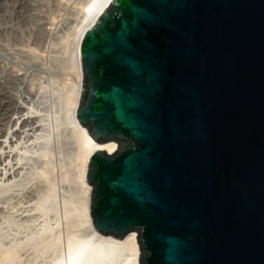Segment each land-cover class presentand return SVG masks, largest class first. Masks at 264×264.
<instances>
[{"label":"water","instance_id":"water-1","mask_svg":"<svg viewBox=\"0 0 264 264\" xmlns=\"http://www.w3.org/2000/svg\"><path fill=\"white\" fill-rule=\"evenodd\" d=\"M93 227L139 264H264V0H111L79 43Z\"/></svg>","mask_w":264,"mask_h":264},{"label":"rangeland","instance_id":"rangeland-1","mask_svg":"<svg viewBox=\"0 0 264 264\" xmlns=\"http://www.w3.org/2000/svg\"><path fill=\"white\" fill-rule=\"evenodd\" d=\"M60 2L62 4L58 0H0V102L2 100L6 110L0 108V174L9 169L12 173L9 178L0 175V211L14 212L15 219L29 214L26 207L32 201L28 196L37 182L32 180V175L43 161L41 154L47 151L58 170L69 166L75 156L76 149H73L77 145L73 142L76 140L64 124V97L72 89L64 51L81 0ZM27 117H31L28 119L31 124L21 129V120ZM11 206L13 209H9ZM0 220L1 223L4 219L0 217ZM7 225L0 224L1 234L6 233L7 237L11 232L6 241L14 234L21 238L27 236L26 231L18 234ZM5 226L9 227H6L9 232ZM31 250L24 252L23 259L32 254Z\"/></svg>","mask_w":264,"mask_h":264},{"label":"bare ground","instance_id":"bare-ground-1","mask_svg":"<svg viewBox=\"0 0 264 264\" xmlns=\"http://www.w3.org/2000/svg\"><path fill=\"white\" fill-rule=\"evenodd\" d=\"M110 1L81 0V8H78L79 10L76 12L77 20L69 33V40L65 46L66 51L64 52L67 55H65L64 64L67 62L65 67L71 75L72 89L64 97L65 114H63L65 115V128L71 131L69 134H72L74 136L72 139L75 138L76 140L75 143L73 142L74 145H77L73 149H76L75 156L72 158L73 160L71 159L72 163L69 166L65 165L61 168L62 170H58L59 168L55 167L54 160H51L49 153L43 151L44 153L41 154L43 161L41 160L39 168L34 170L32 175V180L34 182L37 180L36 186L33 183L35 188L29 196L27 195L29 201H32L31 205L26 207L29 212L27 217L15 219L14 212L10 213L4 209L0 211V217L4 219L3 222L6 225L9 223L7 226L10 227V230L17 231L18 234L24 230V234L25 231L27 234L26 237L22 235L24 238L12 234L14 238H9L10 240L6 241L7 237H11V232L7 233L9 236L6 237L4 236L6 233L1 234L0 231V264H139L141 251L136 232L131 231L122 238L102 235L93 227L90 216L92 186L87 183L85 177L89 157L98 149L115 153L119 149V144L116 141L96 142L89 134L88 128L81 125L75 117L82 84L78 53L80 39ZM61 2L58 0V3ZM55 13L56 10L50 14V17L54 16ZM55 19L56 16L53 17V20ZM3 107L5 106L2 105L1 100L0 108ZM9 107L7 105V109ZM29 118L31 117L23 120L18 118V121L21 120V129L28 126ZM60 125L63 126V124ZM7 169L5 168V170ZM1 174H5V177L9 178L12 173L9 169V171ZM15 203L17 205V202ZM9 209H13L12 206ZM37 222L39 223L37 224ZM9 227L7 228L9 229ZM4 228L2 229L4 230ZM8 229L7 232L10 231ZM29 248L33 250H31L32 254L26 255L27 258L23 259L24 252Z\"/></svg>","mask_w":264,"mask_h":264}]
</instances>
